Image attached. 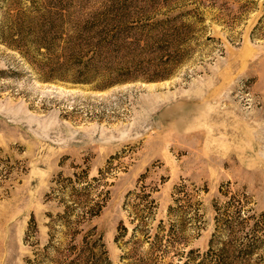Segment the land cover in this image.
I'll use <instances>...</instances> for the list:
<instances>
[{
  "label": "rangeland",
  "instance_id": "rangeland-1",
  "mask_svg": "<svg viewBox=\"0 0 264 264\" xmlns=\"http://www.w3.org/2000/svg\"><path fill=\"white\" fill-rule=\"evenodd\" d=\"M31 8L44 29L26 57L4 41ZM75 173L108 195L84 229L111 264L129 262L118 232L151 198L153 228L174 196L201 201L186 248L202 253L215 203L264 212V0H0V264L43 258L57 181Z\"/></svg>",
  "mask_w": 264,
  "mask_h": 264
},
{
  "label": "trees",
  "instance_id": "trees-1",
  "mask_svg": "<svg viewBox=\"0 0 264 264\" xmlns=\"http://www.w3.org/2000/svg\"><path fill=\"white\" fill-rule=\"evenodd\" d=\"M32 11L33 8L16 15L17 20L13 21L15 36L9 38L13 40L6 38L4 41L26 57V53L20 49V43L28 40L30 33L43 31L44 24L40 21L46 19L43 16H47L41 15L38 18L40 24L36 26ZM25 33L28 35L23 36ZM2 34L5 36V32ZM37 40L29 42L34 43L36 54H42L43 47L49 49V45H43ZM84 82L87 83V80ZM65 180L57 181L58 202L62 203L63 210L55 217L49 215L50 237L42 249L43 258L39 260L41 254L36 253L27 263L111 264L104 235L95 225L84 229L106 206L108 195L96 194L93 197L90 183L78 173L74 177H65ZM176 189L180 194H187L185 186ZM182 199L179 195L174 196V204L168 208L167 222L160 220L154 228L151 226V220L155 218L154 199H150V205L130 207L128 217L133 225L132 230L129 232L128 227L122 223V230L116 238L126 250L122 256L123 261H129L127 264H155L154 256L165 257L170 248L178 245L179 250H175L178 264H264L261 257V251H264V212L256 216L250 214L241 199L237 204L231 200L221 206L215 203L214 233L208 250L202 253L196 248H186L190 231L200 228L202 203L200 200H190L184 205ZM143 246H146V250L142 254L140 248ZM257 254L258 258L255 257Z\"/></svg>",
  "mask_w": 264,
  "mask_h": 264
}]
</instances>
